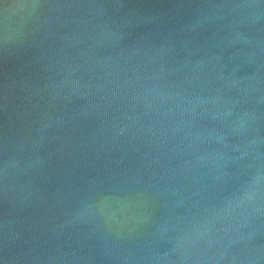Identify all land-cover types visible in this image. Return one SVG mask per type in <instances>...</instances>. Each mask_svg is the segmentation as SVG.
<instances>
[{
  "label": "water",
  "instance_id": "95a60500",
  "mask_svg": "<svg viewBox=\"0 0 264 264\" xmlns=\"http://www.w3.org/2000/svg\"><path fill=\"white\" fill-rule=\"evenodd\" d=\"M0 264H264V0H0Z\"/></svg>",
  "mask_w": 264,
  "mask_h": 264
}]
</instances>
